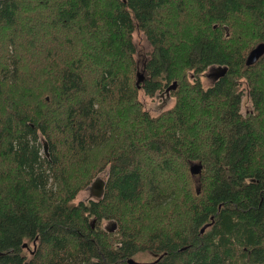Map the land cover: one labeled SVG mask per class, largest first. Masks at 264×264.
<instances>
[{
    "label": "trees",
    "instance_id": "16d2710c",
    "mask_svg": "<svg viewBox=\"0 0 264 264\" xmlns=\"http://www.w3.org/2000/svg\"><path fill=\"white\" fill-rule=\"evenodd\" d=\"M261 41L264 0H0V264H264Z\"/></svg>",
    "mask_w": 264,
    "mask_h": 264
},
{
    "label": "rangeland",
    "instance_id": "374dc122",
    "mask_svg": "<svg viewBox=\"0 0 264 264\" xmlns=\"http://www.w3.org/2000/svg\"><path fill=\"white\" fill-rule=\"evenodd\" d=\"M134 36H135V41H136L137 49H138V53H137L138 57L142 58L148 52V50L150 49L151 46H150L149 42L147 41L145 35L141 31L136 30ZM141 64H142V61L140 60V62H139L140 66H139L138 70L145 77L147 75V73L145 72V70L143 69ZM215 71H216V69H210V70H207V72L202 75L206 86H209V85L214 83L213 81H214V77H215ZM136 80H137V75H136ZM140 98L143 101L145 108L148 109L154 115H156L159 112H161L162 110L168 108L169 105L173 102V99L169 93V89H167V90L165 89L164 91L159 92L153 96H148L144 92V90L142 89V90H140ZM251 107H252V105H251V101H250L248 95H244L243 106H242L243 113L247 112L249 109H251ZM42 141H43V138H42ZM105 172L106 171L99 172L100 173L99 175L105 176L106 175ZM193 176L196 177L197 175L193 174ZM86 198H90V192L87 189H84L78 194L77 199L85 200ZM104 224L107 225V222L105 221ZM147 257H148V255H142L140 258H147Z\"/></svg>",
    "mask_w": 264,
    "mask_h": 264
},
{
    "label": "water",
    "instance_id": "95a60500",
    "mask_svg": "<svg viewBox=\"0 0 264 264\" xmlns=\"http://www.w3.org/2000/svg\"><path fill=\"white\" fill-rule=\"evenodd\" d=\"M262 55H264V41H261L259 43H257L247 54L246 57V64L250 65L255 63ZM225 73V69L221 70V72L219 73V75H223ZM144 79V76L141 74V72L138 70L137 71V80H136V84L138 86L141 85L142 81ZM48 145L47 143H44V149L45 152L48 153L47 151ZM190 170L194 175H198L201 173L202 170V164L201 163H197V162H192L190 164ZM104 185H105V181L104 179L97 177L93 183H92V187L98 189V192H96V196L100 195V192L104 189ZM213 218V217H212ZM112 227L110 228V231L114 230V227L116 226V223L112 222ZM208 226V223L205 224L202 228L201 231H204V229ZM130 263H137V264H146L147 262H139L136 261L134 259H130L129 260Z\"/></svg>",
    "mask_w": 264,
    "mask_h": 264
},
{
    "label": "flooded vegetation",
    "instance_id": "af4514ba",
    "mask_svg": "<svg viewBox=\"0 0 264 264\" xmlns=\"http://www.w3.org/2000/svg\"><path fill=\"white\" fill-rule=\"evenodd\" d=\"M219 66H221V65H219ZM219 66H210L207 70H210V69H216V71H215V77H214V81L216 80V79H219V77L221 76V75H219V73L221 72V69L220 68H218ZM223 66V65H222ZM224 67V66H223ZM207 72V71H206ZM224 75V74H223ZM213 81V82H214ZM102 175H98L97 177H100V178H102V179H104V181H105V178H104V176H102ZM97 177H95V179L97 178ZM94 179V180H95ZM93 180V181H94ZM93 181L85 188V189H87L89 192H90V198H86L85 200H89V199H97V198H99V197H101V196H103V194H104V189L100 192V195H97L96 196V192H98V189H96V188H94V187H92V183H93ZM106 182V181H105ZM104 188H105V185H104ZM105 225V224H104ZM109 226V224L107 223V225H105V227H108ZM33 245L34 246H32V250H30V253L32 254V253H34V251L36 250V243H33Z\"/></svg>",
    "mask_w": 264,
    "mask_h": 264
},
{
    "label": "bare ground",
    "instance_id": "6f19581e",
    "mask_svg": "<svg viewBox=\"0 0 264 264\" xmlns=\"http://www.w3.org/2000/svg\"><path fill=\"white\" fill-rule=\"evenodd\" d=\"M251 50V49H250ZM218 68H220L221 70H223V69H225V71H226V67L224 66H219ZM197 163H200V162H197ZM130 259H133L132 257H130L129 259H128V261L130 260Z\"/></svg>",
    "mask_w": 264,
    "mask_h": 264
}]
</instances>
